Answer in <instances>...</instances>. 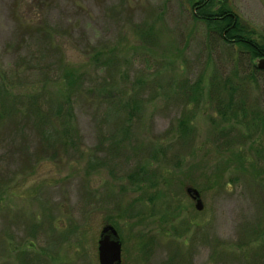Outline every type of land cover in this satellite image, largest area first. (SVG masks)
Listing matches in <instances>:
<instances>
[{"label": "rangeland", "instance_id": "1", "mask_svg": "<svg viewBox=\"0 0 264 264\" xmlns=\"http://www.w3.org/2000/svg\"><path fill=\"white\" fill-rule=\"evenodd\" d=\"M230 3L264 35V0ZM43 24L57 31L54 41L70 62L85 61L89 46L123 47L113 79L103 71L83 86L114 80L117 96H126L138 78L149 84L139 90L142 114L129 132L96 95L75 100L82 158L50 159L30 125L0 122V264H23L25 256L31 264H99L109 221L118 223L122 264H264V72L251 76L227 45L210 41L186 0H0V73L21 97L60 58L35 31ZM150 28L156 43L141 46L140 31ZM182 79H201L203 87L184 144L175 138L186 107L174 95ZM215 80L237 86L232 98L221 94L222 108L243 102L246 117L241 109L217 112L220 103L207 95ZM49 81L54 94L59 81ZM232 147L242 148L246 172ZM88 151L104 165L88 170ZM146 162L155 180L137 188L126 176ZM188 187L200 192L202 210Z\"/></svg>", "mask_w": 264, "mask_h": 264}, {"label": "trees", "instance_id": "2", "mask_svg": "<svg viewBox=\"0 0 264 264\" xmlns=\"http://www.w3.org/2000/svg\"><path fill=\"white\" fill-rule=\"evenodd\" d=\"M186 2L190 6L193 20L205 26L206 34L210 41L212 39L227 45L229 49L238 55L239 64H241L242 60L244 63L249 64L251 76L264 72V69L259 68L254 61L258 58H264V35L257 34L253 26L243 20L230 3V0H186ZM35 31L47 40L52 52L59 54L60 58L58 57L55 68L46 67L41 69L45 82L43 81L35 86L32 84V92H27L25 97H21L22 93L15 94V83L6 80L3 73H0V79L2 77L5 82L0 81V122L11 121L14 123V119H18L15 123L16 125L19 122L30 125L31 131L38 133L37 137L41 142V152L46 153L50 159H56L60 156V153L65 156L71 155L82 158L85 153L83 152L81 138L76 127L74 102L78 98H84L88 94H92L109 106L106 113L107 116L115 115L117 118L116 125L123 126V130L129 132L130 126L142 114L139 90L146 83L149 84V80L138 78L134 83L132 93H128L126 96H121L120 94L117 96L119 92L116 89L117 86L114 80L105 79L102 85L95 86L94 89L83 86L87 80H93L95 74L103 71H106L110 78L113 79L112 73L115 69H118V65L125 53L123 52V47L96 48L89 46L85 61L74 63L63 56L62 47L59 43H55L54 34L57 31L49 29L46 24L40 25ZM140 33H142L141 46L156 43L154 40L158 38V32L155 28H150L147 31L141 30ZM174 63L173 61L171 65ZM50 79H52V83L59 81V85L56 83L57 88L54 94L45 86V83ZM175 87L177 93L174 95H177L176 97L182 95L186 105L181 116L176 121L177 136L175 137L177 142L184 144L194 134L192 105L199 103L203 87L201 79H198L193 84L186 79H182ZM236 87L226 80L219 83L215 80L211 82L208 88L209 101L215 103L217 100L222 105H217V112L223 116H236L238 113L237 109L243 111V117L247 115V108L243 102L236 103L231 101L225 107L229 108L227 109L229 111L222 108L224 105L222 104L221 94L224 92L228 93L232 98L237 91ZM171 99L173 100L174 98ZM228 132L230 131L226 133ZM242 136L235 137L236 140L239 139L235 144H241ZM108 140L113 147L119 145L118 142L121 141L116 132L112 133V135L110 134ZM229 152L239 158L240 167L246 172L247 158H245L242 148L232 147ZM88 155V170L104 165L96 158V152L92 153L91 151ZM151 156L153 157L154 154L150 155V158H152ZM154 176L146 162L140 170L133 171L126 178L132 184H136L137 188H141L147 181L151 179L154 181ZM153 181H151V184ZM190 182L196 183L194 179H191ZM1 194L2 190L0 188ZM109 222L115 227L118 224L115 221ZM28 247L31 246L29 245ZM25 260L26 263L23 264H31L32 262V259H29L28 256H25Z\"/></svg>", "mask_w": 264, "mask_h": 264}, {"label": "water", "instance_id": "3", "mask_svg": "<svg viewBox=\"0 0 264 264\" xmlns=\"http://www.w3.org/2000/svg\"><path fill=\"white\" fill-rule=\"evenodd\" d=\"M254 61L259 68L264 69V58H258ZM187 193L196 200V209L202 210L203 203L200 192L193 187H188ZM98 259L99 264H122V243L117 229L112 224L105 225L101 230L98 241Z\"/></svg>", "mask_w": 264, "mask_h": 264}]
</instances>
